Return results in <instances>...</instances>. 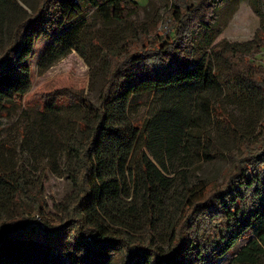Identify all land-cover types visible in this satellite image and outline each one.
Listing matches in <instances>:
<instances>
[{
	"label": "rangeland",
	"instance_id": "1",
	"mask_svg": "<svg viewBox=\"0 0 264 264\" xmlns=\"http://www.w3.org/2000/svg\"><path fill=\"white\" fill-rule=\"evenodd\" d=\"M41 1L0 0V56ZM88 1L66 49L44 53L53 13L25 38L13 63L29 69L26 91L0 89V240L25 215L61 228L4 239L1 264H128L123 246L99 243L111 236L170 260L188 208L226 184L264 126V0H207L206 23L173 46L181 0ZM169 44L161 66L124 64ZM162 70L177 78L161 81ZM97 126L93 198L78 204V153ZM257 171L235 192L236 214H202L175 261L264 264V166Z\"/></svg>",
	"mask_w": 264,
	"mask_h": 264
},
{
	"label": "trees",
	"instance_id": "2",
	"mask_svg": "<svg viewBox=\"0 0 264 264\" xmlns=\"http://www.w3.org/2000/svg\"><path fill=\"white\" fill-rule=\"evenodd\" d=\"M82 1V2H81ZM83 2L88 0H42L38 11L29 17L24 23H22L17 29L14 39L11 44L5 48L4 52L0 56V89L3 84L7 85L6 94L10 97L18 93L26 91L29 86V69L23 66H15L13 61L16 56L25 48V38L33 35L35 32L45 30V25L49 23L50 14H54V22L51 25L52 32L49 33L51 40L44 49L45 55L49 52L59 53L66 49L72 42V29L71 23L74 16H78L83 11ZM82 3V4H81ZM174 11V18L172 32L170 36H173V40L170 43L172 46L177 43L178 38L187 34L189 31L201 23H206L207 18L210 16V6L207 0H203L196 7H188L186 0H181ZM184 31V32H183ZM170 44L164 49H152L143 53H135L129 59H127L126 66L135 64L137 60L146 62L153 65L151 67L161 66L162 62L166 58L171 57L172 46ZM122 64V65H124ZM126 68V67H125ZM123 68L117 69V72ZM174 75V78H173ZM184 74H182L183 77ZM177 78L176 74L167 73L162 70L159 79L163 82H171ZM102 126L95 127L87 140L86 145L79 151V171L76 175V185L79 188V200L78 204H87L91 202L93 198V189L91 186V179L93 177V164L92 155L98 143V137ZM258 142L252 144L245 142L244 152L237 159L235 169L227 176L226 184L217 189L210 191L206 196L192 206L188 208L183 216L179 228L176 230V241L173 245V252L170 256V260L162 261L158 254L148 246L140 243H134L126 240L124 237L111 236L107 237L103 241H99L101 245L103 242L109 244L120 245L125 248L127 260L126 262L135 264H190L188 259L185 261H175L179 252H186L187 247L191 244L192 233L198 231L199 218L204 213H213L215 211L222 214H236L237 208L232 201L235 198V192L240 187L250 188L254 183L255 177L257 178V169L264 166V126L261 129V134L257 140ZM222 211V212H221ZM37 230L42 232L46 237L53 236L59 233L61 228L55 225L48 224L44 219L38 215H25L22 220L8 225L2 234L0 244L4 239L10 236H18L26 232ZM81 237L85 240V235L88 232H84ZM264 235L261 236L263 238ZM98 243V242H97ZM198 243V242H195ZM195 247L199 244H195ZM1 254V252H0ZM241 254L240 258H243ZM252 258V257H251ZM3 258L0 259L3 263ZM150 261L152 263H150ZM244 262V258L242 259ZM246 263V262H245ZM7 264V263H5ZM8 264H13L9 261Z\"/></svg>",
	"mask_w": 264,
	"mask_h": 264
}]
</instances>
